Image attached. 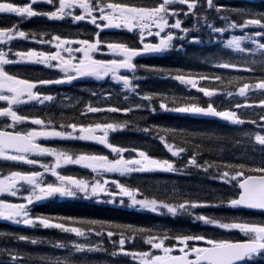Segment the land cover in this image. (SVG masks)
<instances>
[{
    "label": "snow or ice",
    "instance_id": "6c2138e0",
    "mask_svg": "<svg viewBox=\"0 0 264 264\" xmlns=\"http://www.w3.org/2000/svg\"><path fill=\"white\" fill-rule=\"evenodd\" d=\"M40 0L16 3L13 0H0V14H15L20 21L33 17H46L49 20L71 18L73 22L86 21L96 29L89 39H73L55 32L22 30L19 23L11 27H0V101L7 106H0V117L11 123L0 127V158L27 165H38L43 171L16 170L6 175L0 173V194L19 196L21 202L0 199V218L29 228L42 227L55 229L64 238L45 240L44 238L14 232H0V237L9 240L28 242L32 245L48 243L50 252L22 253L5 241L0 246V264H88L90 254H105L109 258L131 257L138 264H248L256 258L264 259V219L256 220L245 216H227L198 213L203 208L251 209L264 213V98L249 101V92L259 91L264 95V11H257L253 6L233 8L220 0H151L140 3L137 0H44L52 6L51 11H39L33 5ZM78 11L79 14H76ZM235 15L236 18H232ZM216 20L223 22L217 27ZM187 25V26H186ZM250 26H258L259 31H245ZM127 29L139 33V45L128 42L102 39L105 29ZM240 29L242 35L221 38L228 30ZM154 36L156 42H145V36ZM39 37V39H37ZM49 37V39H44ZM207 37V39H205ZM16 40H33L39 44L53 45L55 51L36 48L13 50L11 44ZM220 42V47L211 55L203 50L189 52V48L200 49L201 46ZM250 41L251 46H244ZM78 45V47H73ZM7 49L5 50V47ZM111 55L110 59H98L102 49ZM231 49L232 52H227ZM170 50L183 53L186 57L211 64L220 69H238L260 76H221L199 72H176L163 67L139 65L137 57L148 54H162ZM244 54L242 60L233 59V54ZM17 64H38L49 69H59L56 78L29 76L21 78L20 73H10L7 66ZM162 74L181 84L197 89L207 98L204 102L192 97L168 95L159 92L141 94L134 81L138 69ZM125 70L129 74H121ZM93 76L102 79L110 76L112 80L122 82L123 89L134 93L144 103L129 106L106 104L101 107L91 100L77 101L81 108L80 117L98 116L99 120L84 122L75 116L61 114L58 121L45 114H19L16 106L37 102H54L56 95L42 91L46 86L70 83L80 77ZM201 81L219 82L223 87H202ZM251 81V82H249ZM236 85L235 93L227 90ZM238 94L244 102L230 104L221 102L217 105L216 97H233ZM58 95V94H57ZM94 97L97 93L92 92ZM111 100L112 92L104 93ZM64 100L69 99L67 96ZM129 97L124 96L127 101ZM158 101V107L154 103ZM261 109L257 118L242 114L248 108ZM147 111L183 113L194 116H212L227 121L229 125L251 124L255 130L241 131L240 138L230 134H221L214 130H191L183 127H162L148 125L139 129L154 134L163 147L175 158H158L149 154L142 147L126 148L109 141V132L125 129L132 120H110L109 113L130 114ZM137 116L136 120H144ZM31 121L36 127L26 131L16 130L22 122ZM103 121V122H102ZM102 135H97V132ZM39 138H59L62 140L95 141L110 149L115 158L108 155L73 152L69 149L48 147L38 143ZM254 142L261 149V158L241 156L225 158L226 144H241L242 140ZM198 141V143L196 142ZM125 153L134 155L125 157ZM209 154L205 159L204 155ZM37 156H51L54 162L44 163ZM238 160V162H237ZM62 165H81L103 176L104 173H118L121 176L146 172L184 173L195 169L211 181H220L230 191L221 192L212 197L203 190L180 192L175 188L171 197L144 195L142 188L122 183L120 180L107 178H77L74 175H62L58 169ZM45 173H51L55 181L43 179ZM114 188L109 187V184ZM23 190V191H22ZM217 191V190H213ZM102 194L107 202L125 204L129 207L147 209L153 213L170 214L173 217L187 214L193 223L211 226L219 230L238 231L241 239L217 238L206 232L188 234L167 228L143 227L133 224H118L96 219H84L74 216L33 215L29 206L36 201L55 196L100 199ZM74 237V238H73ZM142 239L147 250H135L126 245H134ZM203 242V243H201ZM109 247L112 251L109 253ZM57 250H62L57 253ZM178 253V254H177Z\"/></svg>",
    "mask_w": 264,
    "mask_h": 264
},
{
    "label": "trees",
    "instance_id": "16d2710c",
    "mask_svg": "<svg viewBox=\"0 0 264 264\" xmlns=\"http://www.w3.org/2000/svg\"><path fill=\"white\" fill-rule=\"evenodd\" d=\"M233 8L244 7L245 5L253 6L257 11H264V0L259 2H245L239 0H231L226 3ZM232 18H236L233 15ZM46 25L50 32H55L56 34L63 35L70 31V25L63 26L57 22H46L39 18H33L28 21L26 27L28 26H37V25ZM40 26L43 28V26ZM85 31H89V27L84 28ZM42 31V30H41ZM248 32H252L248 30ZM92 34L93 32H87ZM231 35H234L233 32H225L223 34L224 39L229 38ZM111 40H115L119 42V38L116 37V34H112L110 37ZM207 39V37H205ZM222 45L219 40L215 41L211 45L201 46L200 49L189 48V52L192 51H200L203 50L205 54L211 55L213 52H216ZM227 52H232L231 49H227ZM246 57L244 54H233V59L242 60ZM139 65H149V66H157L163 67L166 69L173 70V75L176 74L177 70L181 72H199V73H207V74H215L221 76H244V77H252V76H260L262 73L257 70L255 73L246 72L238 69H220L213 67L211 64L203 63L202 61L191 59L190 57H186L183 53L177 51H171L164 56H153L150 58H146L140 62ZM144 72V79L140 83L139 91L143 94L146 92H159L166 93L168 95H176V96H195V100L204 102L207 98L203 97V94L199 91L191 90L185 86H183L179 81L174 79L165 78L162 74L153 73L141 68ZM251 82V81H249ZM200 86L202 87H223L219 82L212 81L209 83L208 81H201ZM115 86L112 84L103 86V92H112L113 95L111 100L106 98L103 99V106L106 104H114L121 105V101L123 100L121 96L123 93L120 91L114 90ZM236 85L228 86L227 90L235 92ZM264 98L260 92L252 93L251 99L259 100ZM125 101V100H123ZM214 101L217 105H219L222 101L225 103L236 104L240 102H235L233 100L225 97H216ZM156 106L158 107V101H154ZM127 106V105H123ZM77 108H73L70 110H66L64 112L58 111H48L47 114L53 116L54 121H58L61 114L64 116H75L78 120H83L84 122H88L91 120H99L100 117L88 115L86 117H80L78 115ZM242 114L251 117L253 119L257 118V114L260 113L259 108L253 109H245L241 110ZM42 117H45V113H39ZM110 120L115 121H123L125 119L132 120L134 123L129 124V130L126 134L117 135L113 143H118L122 147H142L144 150L149 151V154L155 155L158 158H167V153L165 148L161 145V142L155 138L154 134L144 133L139 129L146 127L148 125H159L162 127H183L191 130H214L221 134H230L236 138H240L241 131H249L255 130V126L251 124H245L241 126L229 125L227 121H223L220 118L212 117V116H194L189 114H175L173 112H163L157 111L155 114H151L147 111H138L135 113L124 114V113H109L107 114ZM137 116H143L144 120H136ZM103 122V121H102ZM139 124V129L136 125ZM198 143V141H196ZM252 141H248L247 139L242 140L241 144L233 146L231 144H226L225 147L228 151L225 153V158L231 159L232 157L239 158L242 155L246 157L249 156V153L253 146ZM76 145V146H73ZM67 149L74 150H82L88 153H104V150H101L97 146L89 145L85 147H79L78 143H73L68 146H64ZM205 159L209 158V154L204 155ZM261 158V157H260ZM256 159V158H255ZM238 162V160H237ZM21 170L22 168L18 167H8L0 165V172L3 171H15ZM71 175L75 173L70 172ZM148 173L144 174L142 178L138 179H130L129 185L137 186L139 185L144 194L148 196H158L160 198L171 197L173 195V187L165 190H159L156 186H154L155 182L151 180V176L148 177ZM157 175H155L156 177ZM153 178V177H152ZM151 181V182H150ZM175 189L180 192H196L197 190H203L204 194L209 197L214 195H218L221 193L218 189H221L220 185L216 181H211L204 177L201 172H197L195 169L190 172L181 173L179 177H176L174 180ZM154 183V184H152ZM145 186V187H144ZM217 190V191H213ZM227 191H230L227 190ZM224 191L223 192H227ZM201 213L203 214H212V215H229V216H245L249 218H262L264 219V214H257L254 212H248L244 209H228V208H203L201 209ZM31 214H43V215H59V216H74L78 218L84 219H96L102 221H108L111 223L118 224H133L135 226H143V227H156V228H167L173 231H184L185 233H201L215 230L216 228L211 226H203L199 222L193 223L188 217H173L169 214H165L163 216H158L154 213L150 212H138L134 210H127L125 208H118L110 205H100L95 203H90L87 201H52L48 203H41L31 210ZM0 232H14L21 233L25 235L35 236L44 238L45 240H51L54 238H64V234H60L58 230L55 229H44L42 227L37 228H29L28 226L19 227L17 225L11 224L7 221H0ZM236 236H229L230 238H235ZM8 241L10 246L17 248L22 253H32L33 255L37 253H44L51 251V245L48 243H42L38 245H32L28 242H18L15 240H9L7 237H0V246H3L4 242ZM126 247L135 248V250H147V245L143 244L142 239H137L134 245H126ZM112 251V248L109 247V253ZM88 259V264H96L99 259H103L108 264H130L131 259L119 256L115 258H109V256L105 254H90ZM108 261V262H107ZM105 263V264H106ZM9 264L11 262L9 261ZM31 264H36L35 261L31 262ZM99 264V263H98ZM248 264H264V259L258 258L252 261H249Z\"/></svg>",
    "mask_w": 264,
    "mask_h": 264
},
{
    "label": "rangeland",
    "instance_id": "374dc122",
    "mask_svg": "<svg viewBox=\"0 0 264 264\" xmlns=\"http://www.w3.org/2000/svg\"><path fill=\"white\" fill-rule=\"evenodd\" d=\"M238 33H236V34H234V35H242L243 34V31L242 30H240V29H238V31H237ZM244 42H246V41H244ZM250 93V92H249ZM238 95V94H237ZM239 96V95H238ZM47 156V155H46ZM45 157V156H44ZM111 159V158H110ZM42 162H44V163H51V162H54V158L53 157H51V156H49V157H46V158H44L43 160H42ZM38 166V165H37ZM74 166H81V165H62L59 169H58V171H62L64 168H69V167H74ZM83 167V166H82ZM83 168H85V167H83ZM39 170L40 171H43L41 168H39ZM87 170L88 171H90L91 172V174H96V175H98V176H100L98 173H95V172H92V170L91 169H88L87 168ZM115 174L114 173H104L103 174V176H100L101 177V180L103 179V178H107V179H109V181L111 182L113 179H112V176H114ZM94 177H92V178H90L89 180L91 181L92 179H93ZM43 179L45 180V181H47V182H53V181H55V177H53L52 175H51V173H45V175H44V177H43ZM155 182V184L154 183H152V184H154V186H156L159 190H165V191H167V189H169V188H172L173 187V189H174V187H175V182L173 181H159V180H157V181H154ZM216 182H218L220 185H223L222 184V182H220V181H216ZM109 187H111V188H114V185H112L111 183L109 184ZM224 191H227V190H229L228 189V187L226 186V185H224V186H220ZM176 188V187H175ZM23 191V190H22ZM144 195H146V194H144ZM17 197H18V199H17ZM17 197H12L10 194H7V193H3V194H0V199H5V200H8V201H10V202H21L20 201V199H19V196H17ZM78 197H80V198H83L82 196H78ZM55 198L56 199H59V200H65V199H68V198H73V197H60V196H55ZM106 198H108V197H106V196H104L103 194H102V196H101V198L100 199H96V198H84V199H86V200H91V201H96V202H99V203H102L103 201H107L108 199H106ZM125 199V204L124 205H121L120 203H119V197H117V199H116V202H114V203H112V204H115V205H117V206H122V207H126V208H128V209H138V210H146V211H150V210H147V209H140V208H138V207H129L128 206V198L127 197H125L124 198ZM39 201H36V202H34L32 205H30V206H33L34 204H36V203H38ZM197 211V210H196ZM151 212V211H150ZM1 220H4V219H2V218H0V221ZM4 221H7V220H4ZM8 222H11V221H8ZM12 223V222H11ZM209 236H211V235H213V233H207ZM240 235H241V237L243 238V235L241 234V233H239ZM130 259H131V257H130ZM131 262L133 263V264H138V262H134V261H132L131 260Z\"/></svg>",
    "mask_w": 264,
    "mask_h": 264
},
{
    "label": "flooded vegetation",
    "instance_id": "af4514ba",
    "mask_svg": "<svg viewBox=\"0 0 264 264\" xmlns=\"http://www.w3.org/2000/svg\"><path fill=\"white\" fill-rule=\"evenodd\" d=\"M112 32H125V30L123 28L121 29H115L114 31ZM137 32V31H136ZM153 39H149V41H152Z\"/></svg>",
    "mask_w": 264,
    "mask_h": 264
},
{
    "label": "water",
    "instance_id": "95a60500",
    "mask_svg": "<svg viewBox=\"0 0 264 264\" xmlns=\"http://www.w3.org/2000/svg\"><path fill=\"white\" fill-rule=\"evenodd\" d=\"M248 210H251V209H248ZM255 211H259V210H255Z\"/></svg>",
    "mask_w": 264,
    "mask_h": 264
}]
</instances>
